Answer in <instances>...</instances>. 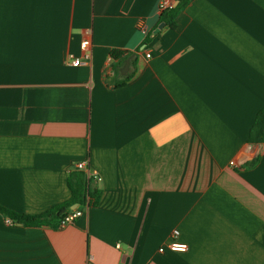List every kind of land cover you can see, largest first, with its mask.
Masks as SVG:
<instances>
[{
    "label": "crops",
    "instance_id": "crops-1",
    "mask_svg": "<svg viewBox=\"0 0 264 264\" xmlns=\"http://www.w3.org/2000/svg\"><path fill=\"white\" fill-rule=\"evenodd\" d=\"M160 1L0 0V205L69 200L78 163L102 192L56 230L0 213V264H264V0H190L157 32Z\"/></svg>",
    "mask_w": 264,
    "mask_h": 264
},
{
    "label": "trees",
    "instance_id": "trees-1",
    "mask_svg": "<svg viewBox=\"0 0 264 264\" xmlns=\"http://www.w3.org/2000/svg\"><path fill=\"white\" fill-rule=\"evenodd\" d=\"M178 4L172 9L166 10L161 14L160 23H165L170 26L171 30H176L177 19L181 12H183L189 5L190 0H175ZM149 42V39L148 41ZM131 56V55H130ZM126 53L120 50H113L111 57L117 61L115 70L120 72L124 66H126L129 57ZM135 63V61H133ZM134 72L128 73L123 78L122 86L131 81ZM250 142L264 143V108L256 116L255 123L251 129ZM98 181L94 174H88L86 171L74 170L70 173L68 180L69 187L71 189V197L69 200L60 203L52 209L34 216H28L26 214H19L4 208L0 205V213L4 217L13 221L14 224L20 225L26 228H40L49 227L51 229H58L62 220L70 213L73 212L74 206H97L99 204L102 192L95 186V182Z\"/></svg>",
    "mask_w": 264,
    "mask_h": 264
},
{
    "label": "built area",
    "instance_id": "built-area-1",
    "mask_svg": "<svg viewBox=\"0 0 264 264\" xmlns=\"http://www.w3.org/2000/svg\"><path fill=\"white\" fill-rule=\"evenodd\" d=\"M174 2L175 0H161L159 3V13L162 14L164 13L166 10L168 9H172L174 7ZM141 23V21H140ZM91 40L86 38L84 39V41H82L81 43V51H82V55L80 57L71 55L70 56V65L72 66H76V67H80L83 65H90L92 62V50H91ZM148 58H151V55H147ZM231 166L235 165V162L232 161ZM77 171H86L88 172V174H94L97 178L98 181H101L100 177L92 172L90 169H87L86 165L84 163H78L75 166V169ZM80 216H82V212L79 211H75V212H71L69 213L61 222L60 227H64L67 226L68 224H70L71 222L73 223L77 218H79ZM11 223H13L12 221H10ZM179 234L178 231H174L173 236H177ZM119 249H121L120 246H118ZM171 250L173 251H183L185 250L187 247L185 245H180L176 242L172 243L170 245ZM161 252H164V248H161Z\"/></svg>",
    "mask_w": 264,
    "mask_h": 264
},
{
    "label": "water",
    "instance_id": "water-1",
    "mask_svg": "<svg viewBox=\"0 0 264 264\" xmlns=\"http://www.w3.org/2000/svg\"><path fill=\"white\" fill-rule=\"evenodd\" d=\"M177 4H178V3L176 2V6H177ZM176 6H175V7H176ZM164 26H165V23H162V24L159 26V29L157 30V32H158L160 29H162ZM129 66H130V63H129V61H127L126 66L124 67V69H122V74H123V75H126V74H127ZM75 207H76V206H75Z\"/></svg>",
    "mask_w": 264,
    "mask_h": 264
}]
</instances>
